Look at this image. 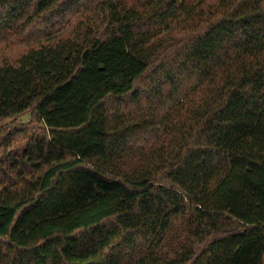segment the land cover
Instances as JSON below:
<instances>
[{
	"label": "trees",
	"instance_id": "obj_1",
	"mask_svg": "<svg viewBox=\"0 0 264 264\" xmlns=\"http://www.w3.org/2000/svg\"><path fill=\"white\" fill-rule=\"evenodd\" d=\"M6 52L0 264H264V0H0Z\"/></svg>",
	"mask_w": 264,
	"mask_h": 264
},
{
	"label": "rangeland",
	"instance_id": "obj_2",
	"mask_svg": "<svg viewBox=\"0 0 264 264\" xmlns=\"http://www.w3.org/2000/svg\"><path fill=\"white\" fill-rule=\"evenodd\" d=\"M12 52H13V53H12L11 56H14V57L17 56V54H18V50H13ZM3 56H9V55H8L7 52H6V53H0V59H1ZM20 120H21L22 122H27V121L30 120V115L27 114V115H25L24 117H22Z\"/></svg>",
	"mask_w": 264,
	"mask_h": 264
}]
</instances>
